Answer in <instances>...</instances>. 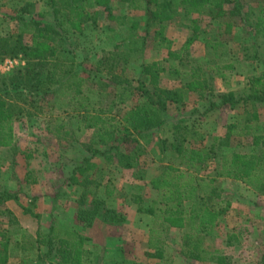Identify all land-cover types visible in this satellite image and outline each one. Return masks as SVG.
I'll use <instances>...</instances> for the list:
<instances>
[{"label":"trees","instance_id":"1","mask_svg":"<svg viewBox=\"0 0 264 264\" xmlns=\"http://www.w3.org/2000/svg\"><path fill=\"white\" fill-rule=\"evenodd\" d=\"M39 1L36 18L15 16L16 31L0 35V61L19 56L24 60L23 66L0 76V154L14 148V123L23 112L20 105L49 97L60 101L62 109L66 105L70 114L49 120L46 132L52 139L70 146L78 143L77 134L91 133L92 138L80 145L88 157L73 163L67 180L81 189L72 224L54 222L46 234H36L31 247L39 251L36 264H92L91 253L85 248L87 238L73 226L90 228L96 221L124 223V214L106 203L114 195L113 188L103 184L108 168L115 173L132 171L134 180L145 181L157 195L158 209L137 210L153 217L160 227L149 232L147 249L153 252H146L147 257L164 258L165 239L174 229L183 232L179 247L183 260L231 264L214 246L221 239L222 224L231 209L217 183L238 182L264 197V120L257 111L264 104V0H117L127 12L141 13V21L130 24H126V16L112 13L110 0ZM30 6H24L22 12L28 14ZM99 11L117 23L114 34L126 31L130 38L114 46L117 52L120 43L125 45V53L117 52L123 55L121 62L103 52L87 68L84 60H77L69 40L82 34L84 24L93 23L91 18ZM173 23L190 33L179 52L171 50L172 42L166 36L167 26ZM193 43L202 44L204 56L196 55L199 49L191 51ZM230 43L242 62L259 64L262 72L247 78L238 91L215 94V81L227 82L225 73L234 68L232 63L221 62ZM149 44L153 50H166L167 58L147 61ZM135 67L138 78L129 80ZM162 75L178 80L179 88H163ZM182 80L187 81L185 86ZM186 92L193 93L196 102L206 104L203 117L235 108H240L244 117L224 127L223 137L201 133L183 119L164 129L170 106L186 108ZM105 98H111L112 109L122 108L121 114H110ZM130 99L136 100L126 108ZM70 120H74V128L69 126ZM163 130L156 138L158 155L168 154L177 165L161 166L148 176L140 159L145 144ZM234 135L237 146L245 145L248 153L229 152ZM17 197L16 192L0 185V264H7L10 237L22 232L14 214L4 209L6 202L17 201ZM88 199L89 206L85 204ZM2 217H7L5 227ZM239 243L236 230L226 234V247ZM15 244L23 251L27 248L25 241ZM255 264H264V247Z\"/></svg>","mask_w":264,"mask_h":264},{"label":"rangeland","instance_id":"2","mask_svg":"<svg viewBox=\"0 0 264 264\" xmlns=\"http://www.w3.org/2000/svg\"><path fill=\"white\" fill-rule=\"evenodd\" d=\"M27 4L31 6L27 9L25 14L22 12V8ZM112 13L115 16H126V24L138 21L140 22V12H127L126 6L122 3H118L117 0H110ZM40 1L37 0H0V35L8 36L16 31V22L13 20L15 16L25 15L27 18L34 17L40 12ZM254 7V6H253ZM107 13L99 11L95 16L91 18L94 23L84 24V31L79 36L76 34L74 39L69 40V44L77 60H84L85 66L90 67L91 63L96 62L101 53H107L113 55L121 62L123 58L121 50H124V43H120V47L117 52L113 51L114 46L118 42L125 38H130L128 32L121 31L117 34V23L114 19L107 20ZM94 20V21H93ZM128 26V25H127ZM140 31L137 30L136 33ZM189 31L180 28L177 24H169L166 28V36L172 42L171 50L179 52L185 45L189 36ZM77 36V37H76ZM131 36V35H130ZM128 40V39H127ZM191 51H195L198 56H204L203 46L199 43H193L189 46ZM201 48V49H200ZM226 55L221 58L222 64H233V70L226 72L227 82L222 83L220 80H216L215 94L226 92L228 90L238 91L244 85L247 78L260 76L262 68L259 64L248 65L240 60L237 55V48L234 43H230L226 48ZM125 53V50H124ZM186 52H183V57ZM147 61H161L167 58L166 50H153L151 44L148 45L146 50ZM7 60H12V68L8 69L4 67V63ZM24 65V60L19 56L16 59L4 58L0 61V76H6L10 74L14 69ZM135 67L131 73H129V80L137 79ZM185 86L186 80L181 81ZM161 86L163 88H179L180 83L178 80H169L167 75H162ZM228 85L229 88L226 86ZM186 108L179 110L169 107L168 116L165 128L175 124L180 120H184L188 126H193L201 133L210 136L223 137L225 128L227 125L233 124L240 116V108L231 110H222L221 112H212L207 116H201L205 103L196 102L195 95L193 93L186 92ZM126 103V108H130L131 104L136 99H130ZM104 106L110 114H121L122 108L116 107L112 109L111 98H105ZM54 100L53 98H46L42 101H38L35 104L28 102L27 104L20 105V109L23 110L22 115L19 116V121L14 123V130L16 134L15 148L5 150L1 152L0 158L2 160L0 164L1 176L0 185L12 192H16L18 195L22 192V177L25 172V159L26 156L33 154L35 160L31 159L29 166L33 168L45 171L48 168L46 174L42 175L40 179L44 181V186L52 189L53 206L51 218L48 224L54 222H63L68 225L71 223V219L75 216L77 210V200L80 196V190L77 186L68 185L67 180L70 176L71 167L75 161H80L82 157H88V154L82 151L80 145L84 142H89L92 138L91 133L85 135H76L78 143L74 142L67 145L65 142L56 141V139H49L45 137L43 132L46 129L47 123L51 118L66 117L70 115L67 111V106L63 105V109L60 107L62 103ZM62 110L65 112L62 114ZM261 111L262 120H264V104L257 109ZM30 114V115H27ZM69 126L74 128V120L69 121ZM157 133V132H156ZM164 130L159 134L153 136V140L145 144L144 153L140 159L141 164H145L144 169L146 175L153 176L157 173L161 166L177 165V162L167 154L164 157L158 155L157 141L158 136H162ZM158 139V138H157ZM229 143V152H242L248 153L249 148L245 145L237 146V139L234 137ZM236 144V145H235ZM234 145V146H233ZM17 146V147H16ZM51 147L57 152V156L50 158V166L45 163L41 156V151L44 147ZM33 148H38L35 152ZM62 152V153H61ZM39 153V156H38ZM38 156V158H37ZM46 172V171H45ZM36 177V176H35ZM104 185H110L114 190L113 197L106 199L108 207H115L119 212H122L125 217L123 224H105L101 221H96V225L92 228H81L83 235L87 238L85 241V247L90 251V260L92 264H127L128 262H134L137 264H202L194 261H185L179 255V247L181 243L182 231L172 229L168 232V237L164 242V258L161 260L149 258L146 256V252L152 253L153 251L147 249L149 232L152 229H160L155 223V220L150 215L142 212H138L139 208L146 209L153 207L158 209L155 204L157 195L151 191L145 184V181L134 180L132 177V171H117L116 173L112 168H108L104 171ZM220 189L224 193V198L231 202V209L229 214L224 219L222 224V236L221 239L215 243V248L230 258L231 264H255L259 258L260 253L264 247V197L258 196L250 189L246 188L238 182H231L227 180H221L217 183ZM47 189V188H46ZM26 190V187H25ZM48 190V189H47ZM46 190V191H47ZM44 191V189H43ZM57 196V197H56ZM23 200V204L27 205L25 209L29 212L36 210L35 202ZM85 204L89 206V199L85 200ZM21 204L17 201H9L5 203L4 209L12 212V208L17 212H22ZM29 218H32L29 216ZM2 227L6 226L7 217H2ZM37 222L33 219L34 225L39 227L42 223V218L37 217ZM18 221V220H17ZM36 223V224H35ZM19 226L20 223L18 222ZM29 224L31 233L34 234L35 226ZM236 230L239 235V244L231 247H226L224 241L226 234ZM22 231V230H21ZM28 232V230L26 229ZM20 233L10 237L9 251L6 254L8 257L7 264H18L12 257L16 252L15 242L25 241V247L30 249L35 245L32 234ZM36 233V232H35ZM24 234V235H23ZM106 243L105 245L95 246V240L99 244ZM165 238L161 236V239ZM120 246L117 247V245ZM44 251V250H43ZM39 251L30 250V252H23L18 260L22 261V264H36ZM34 258V259H32ZM16 262V263H15Z\"/></svg>","mask_w":264,"mask_h":264},{"label":"crops","instance_id":"3","mask_svg":"<svg viewBox=\"0 0 264 264\" xmlns=\"http://www.w3.org/2000/svg\"><path fill=\"white\" fill-rule=\"evenodd\" d=\"M43 134H44L45 137H49V139H52L53 138L52 136H50V134H48L46 132V129L44 130ZM33 149H34L33 152H35L38 148H33ZM56 152L57 151L55 149L46 146L41 151V156L39 158H42L45 161V163L46 164L48 163L47 165L50 166V164H49V162L51 161L50 158H52V156H57L56 155L57 154ZM38 156H39V153H38ZM38 156H37V158H38ZM26 157L28 159H25V161L26 160L27 161H30L31 159H34L35 158V156L33 154L27 155ZM27 161H26V165H25L24 176L21 179V181H22V187H23L22 188V192L23 193H21V194L18 195L17 202L19 204H21V206H22L21 208H25L27 205H25L26 203L23 204L24 202L21 199V197H23L25 200H28L29 199L30 201H34L35 202L36 210L34 209V211H32L31 214L29 213L28 215L27 214L25 215L24 209L22 210V212H17L16 210H14L12 208V213L14 214V216L16 217V219L18 220V222L20 223V228H21V230H22L23 233H25V231L27 229L28 232L27 231L26 232L32 234L31 233V230L29 229V224L30 225H34L33 219L35 220L36 223H38L37 222V219L34 218L32 214L36 215L37 217L40 216L42 218V223H40L41 224L40 230H39V227L38 226L36 227L34 225L35 226V231H34V234L31 235V236H33V239H34L35 236H36V234L38 232L39 233H42V234H46L47 231H48V229H49V226L51 225V224H48V221L51 218V213H53L52 212V206H53V198H54V196H52V189L50 188L51 187L50 184H49L48 187H45L44 186L45 185L44 184V181L42 179H40L42 177V175H44V174L47 173L48 168H44V169H46L45 170L46 172L45 171L43 172L40 169H36V168H33L32 166H29V162H27ZM25 187H26V190H25ZM43 189H44V191H43ZM29 216L32 217V218H29ZM72 219H71V221H72ZM61 223H63V222H61ZM70 224H72V222ZM95 225H96V223L94 222L93 227ZM73 227H74V229L78 230L80 232V234L83 233V230L82 231L79 230L80 228L78 226L75 225ZM108 240L109 239L107 237V241H105V243L103 242V244L101 243L99 245H98V241L95 240V243L94 244H95V246H98L99 248L102 245H105L104 247H107L106 246V243L108 242ZM18 243H21V242H18ZM14 246L18 250H17V252L12 257L14 258V261H16L18 264H22V261L21 260H18V258L21 257V254H23V252L28 253V252H30V250L31 251L32 250L37 251V248H32V249L31 248L30 249L26 248L25 251H23L22 248H21V245H19L20 248L16 244ZM118 246H120V244H118L117 247ZM43 250L44 249L41 248V251H43ZM32 259H34V258H32Z\"/></svg>","mask_w":264,"mask_h":264},{"label":"built area","instance_id":"4","mask_svg":"<svg viewBox=\"0 0 264 264\" xmlns=\"http://www.w3.org/2000/svg\"><path fill=\"white\" fill-rule=\"evenodd\" d=\"M4 67H7L8 69H11L12 68V60L5 61Z\"/></svg>","mask_w":264,"mask_h":264}]
</instances>
